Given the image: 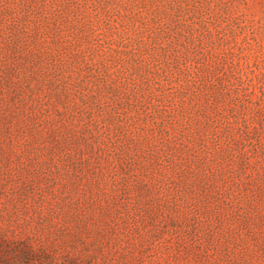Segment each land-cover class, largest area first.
Listing matches in <instances>:
<instances>
[{
    "label": "rangeland",
    "instance_id": "obj_1",
    "mask_svg": "<svg viewBox=\"0 0 264 264\" xmlns=\"http://www.w3.org/2000/svg\"><path fill=\"white\" fill-rule=\"evenodd\" d=\"M0 264H264V0H0Z\"/></svg>",
    "mask_w": 264,
    "mask_h": 264
}]
</instances>
